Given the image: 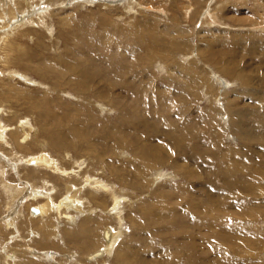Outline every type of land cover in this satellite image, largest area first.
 Segmentation results:
<instances>
[{
	"label": "rangeland",
	"instance_id": "obj_1",
	"mask_svg": "<svg viewBox=\"0 0 264 264\" xmlns=\"http://www.w3.org/2000/svg\"><path fill=\"white\" fill-rule=\"evenodd\" d=\"M34 1L35 0L30 1V4L32 5L34 3L36 4L31 7L30 4H27L28 8L34 9V7H36L37 5L39 6V4L41 5L43 3L42 5H46L49 2L48 0H36L35 2ZM50 1H51V5L53 6L46 10V15L44 16L46 17L47 15H50L52 13L49 16V20H48L50 24V29L48 31H46V27L44 26L43 23L41 24L39 19H36V21L38 20L37 23L39 22L37 25L35 24L24 25V23L22 22L20 25L17 26L21 29V31L27 29L29 33L28 35L23 32L21 33V34H25L24 36L25 39L22 38L24 39V42L20 43V46L15 54V57L21 56L22 59H26V60H24L21 64L19 62L20 65L15 64L16 65L15 66L14 64H11L12 65L11 67L15 69V71L18 72L19 75H22V77L19 78V84L9 82L8 80L0 81V87H4L7 94H9V90L14 91V93L12 92V94H9V96L0 97V98L4 97L6 99L5 101L0 99V119L2 120L1 121L2 125H4L5 127L4 129H6L5 130L6 132L3 135L7 137L6 140L10 142V144L12 145V146L10 145L11 147L8 148L0 145V164H1L0 173L2 172V176H4L3 178L0 177V179L3 181L2 183V181L0 180L1 182L0 183V264H80V263L89 264L86 261L87 256L90 255L95 249L96 250L104 249L103 247H105L104 245L106 244L105 243L106 240L104 238V234H105L104 231L107 229H109V231L111 230L112 233L116 235V239H118L119 242V243L117 242L116 245L118 247V250L126 248V250L129 251L130 253V258L131 257L134 258L133 253H135L136 251L145 254L144 249L149 248V246L152 248L154 247L156 251H161L160 253L162 255V251L164 249H167V245H168L167 244L165 246L164 243L166 237L168 238L170 235L178 232L176 228L173 229L170 227L172 220L171 217L173 216V213L167 210H170L176 204L178 205L181 199L186 198V197L182 198L183 196L179 195L180 193L183 195L184 190L177 192V190L169 188V185H174V184L179 185V183H182L183 185L184 184L183 182H185V179L183 177L175 178L176 176L173 170L175 168L172 165L167 164L162 168L158 169L161 173L160 175H162V177L163 176L165 177L163 178L164 180L162 179L160 182L157 181L159 177L155 178L154 176L155 180L156 179L157 180L155 182L153 181L152 184H150V180L153 179L152 178L150 179L148 176L144 175L146 177L145 178L146 180H144V182L145 181L146 182L142 183L141 180H139L140 182L139 184L135 182L137 188L139 189V191H135L129 185V181L127 180V178H129L128 171L123 169V167L126 166L125 163L122 162L118 164L119 169L121 171L120 174L126 177V180H124L123 183L117 181L113 177L107 178V176H105V175L110 176L109 171L107 170L109 168H105L106 170L105 169L104 170L106 174L102 175L101 169H99L100 167L98 162L95 161L96 162L95 163L93 158L90 159L85 158L79 155L77 152H75L76 150H72L70 154L73 160L78 162H84L82 165V169L83 166L85 168V165L87 166L88 164L89 165L92 164L95 171L97 169L98 171H100V173L98 174H100L99 176L103 182L105 181L110 185H113L111 187L115 188L116 191L117 189L119 190L118 191L119 195L120 196L122 195L120 197L121 198L120 201L122 202L121 203L122 205L120 204L119 209L117 208L115 211L112 210L113 207L111 206L113 205H111V200L108 197L104 196L103 192L97 195L96 198L95 195L91 196V192H89L90 190H88L89 187L86 188L87 187L86 186L85 189H83L84 192H79L78 193L79 195H77V197H74L76 203L78 204V207H81L82 209L81 214L79 213L80 214L79 217L78 218L76 217V219L78 220L76 226L71 225L69 221L63 219L62 217L64 216V214L60 215V217L59 216L57 217V215H55L56 219H54V221L51 223L46 222L48 216L38 217L39 211L37 209H39V207L42 206L47 201V199L45 198L48 197L46 190L47 187H45L46 184L48 183V185L50 186L49 188L53 189L54 192L52 193L53 196L52 199L54 200L55 203L52 201L51 202L54 204L55 207H59L61 204L60 201H63V199L67 196L64 187L65 181H63L61 178H57L58 175L55 178V175L52 170L50 171L49 174L46 175L45 174L42 175L44 169H40L39 171L41 172L32 171L33 170L32 165H30V163L28 164L27 162L25 163V161H27L30 157L34 158L35 156H39L40 152L42 151L45 154H47L48 157H50V159L52 158L53 160H58L59 165L67 164L69 160H71L72 158L68 159V157L65 156V154L63 153L64 151L59 150L60 148H53L50 146L49 142H47V139L44 138V126L45 128H48V125L46 124L45 121H49V118H45L41 114H39L36 110L33 109L32 105L38 103L40 104V106H44L46 110L50 109L55 114H57L58 112L65 111L67 115L71 114L73 118L77 119V120L75 119V125H77L79 122V127H85V125H91V123H84L86 122L87 119H89V116L92 119H94L95 122H96V118H98L100 119L99 124L93 126L91 125V127H92V131L93 129L95 130V127L96 129L99 128L98 130L100 131V136L103 134L101 131H103L104 129L106 128L109 130L111 128L114 129L113 124L116 120L117 114L115 113L117 112L112 111L111 113H109L106 111L104 112L100 111L98 107H96L95 99L89 97V94L83 96L79 95L77 98L75 97L77 93L68 87L65 88L64 90L65 93H59L58 91L51 92L52 90L45 91V89L42 88L41 86L36 87L35 83L47 84L48 86L52 85V82L46 80L36 71L41 68L42 70L49 68V70H51L54 73H58L59 71L62 72L65 70L64 72H67V75H70L69 77H72L74 75H72L71 72L66 71L70 67L77 68V66L80 67V65L81 67H87L88 65H90V67L92 66L99 68L104 65L103 63L107 65L108 62V64H110L109 65L110 69L106 70V72H109L110 70L112 71L111 65L115 64L114 61L116 60L117 63L119 62L120 59H117V57H119L118 55L121 52L122 53L125 52L123 57H126L133 49V46L134 49H136L137 51L138 49L144 51V55L142 57L139 56L140 59L142 60H147L148 59L147 54L151 53V58L157 64L155 65L152 64L150 69H144L141 67V65H138L141 67L137 70L140 73V77L133 79L132 81L133 85L132 84L130 85L134 87L138 85L140 82L144 83V85L145 84L147 85L145 89L142 88V86H136L141 89L138 90V88H135V90L136 89L137 90L133 92L134 97H136V95L139 93L140 95L138 94L136 98L140 96L142 100L145 101V102L140 101V106L143 105L144 107H146V108L139 107L142 110V112H144L143 114L142 112L139 113L140 119L145 118L144 116H146V118L147 117L155 118L156 119L155 124L158 125V129L159 131H161L162 128H165L166 130H171L174 128V123L171 122L172 119L170 121L163 120L165 115L172 116L173 119L177 120L176 129L180 132L181 137L185 139L186 145H193L192 143L194 139L195 140L197 139L198 148L196 149V153H197L196 158L194 159V162L191 163L189 161H185L187 163L186 165L190 166V168L195 170L196 174L193 173L194 177L197 174L199 176L200 175L204 176V174H211L210 178L212 177L214 178V180L211 179L209 180V182L211 183V181H213L216 188L214 192H216L215 194L219 195L220 189L222 188L223 179L222 178L219 179V177H217V172H215L216 169L215 170L206 169L203 166V164L205 163H203L198 158L200 140L206 141V139L209 138L207 134L212 133V132L209 133L204 132L206 130H211V128H207V127L204 128L206 126L205 124H208L206 122L207 119H205L203 115H201L203 118L199 117L198 112L201 111L202 114H205V112L209 113L214 107H216V109L218 108V110L221 109L224 111L226 108L227 99L238 101V99L241 100L242 96H244L243 97L244 99L241 100L242 103L241 101H239L240 102L239 107H243L244 105L250 106L252 104L251 103L252 98L251 96H249V94L246 95L244 93L242 94L241 92L242 96L238 97L235 93L231 92L235 89H239V90L242 89L243 79H240L238 77L230 79L228 76H226V74L227 73L230 74V70L235 71L238 69V72L241 73L240 75L242 74L246 76L253 75V78L248 79V82L250 84L248 83L247 84L250 86L252 85L256 86V84L258 86V84L262 80L261 78H264V49L258 48L257 45L260 42L259 43L260 46H264V0H228L230 2H228L227 0H190L189 2L188 0H106V1L50 0ZM16 2L19 4L22 2L25 3L26 1L17 0ZM125 5H131V6L126 8ZM212 8H215V10ZM188 10L189 13L187 14ZM213 11L216 15L218 14L217 19L215 16L210 17L206 14L207 12L213 14ZM204 17H207L208 21L206 20V18L204 19ZM209 18L215 19L216 22L212 20V23L210 24L209 22H211V19ZM202 22L204 23V25ZM38 26L40 27L39 29ZM12 28L14 27L12 26L8 30H11ZM124 30H125V34L127 33L130 34V37H125L130 39V42L128 44H125L126 47L128 46L127 48L117 39L119 35L118 32H122ZM3 32L6 33L5 31ZM20 32H17L15 35L14 34L12 35V33H10V35L7 36V38L13 40L18 36L19 39H21L20 36L22 35L21 34L19 35ZM107 35L108 38L105 39ZM154 40H156L157 42L159 41L158 43H160V46L165 41L168 47L170 46L169 41L173 40V42L179 45L180 51L182 49L183 50L181 53L175 52L176 54L175 53L171 54L169 52L166 53L165 51L158 53L157 48L153 47L154 45L151 42ZM143 42L146 43L145 49H141L139 47V45ZM121 44L123 46H121ZM233 46L235 47V49ZM252 46L253 47L256 46L255 49ZM128 48H130L131 50ZM115 50H118V53ZM80 51L83 53L85 52L86 54L85 53L81 54ZM2 54L4 53L0 52L1 56ZM152 55H154V57ZM162 56L165 57L162 58ZM166 56H168V58H166ZM234 56L236 58H234ZM82 58H84V61ZM238 58L240 59L242 58V60ZM74 59L75 61H73ZM29 60H31L32 62L31 61L29 62ZM74 64L77 66H75ZM179 64L181 65L182 68H178L176 70L174 69V71H171L173 69L170 68V65H179ZM67 65L68 67L66 68ZM34 66L36 67L37 70L34 68ZM117 67L118 69L120 68L119 66ZM221 67L223 69H221ZM189 69L192 70L190 71ZM194 69H196L195 72ZM135 70L136 69H133V71ZM184 70L186 71V74L187 71L189 70L190 74L192 73V75L195 76V79H197V81H199L200 83L194 82L193 84H191L189 81H187L186 78L188 77V74L186 75V77L185 74H182ZM222 70H225L226 72L224 73ZM5 71L7 70H5L3 64L0 63V77L1 74L8 75L9 71L7 72ZM150 74L152 76V79L148 78ZM25 75L29 76L28 79H30V81H33L34 83L30 82L31 84L29 86L28 85L26 86L25 85L26 83L20 80L21 78L25 79L26 78ZM172 76H174L175 79L174 81L176 82V84L166 85L164 80L167 77L170 78ZM116 77L120 78L119 75H116ZM215 77L218 78L220 77L221 79L225 80L228 84L230 83L229 87H227V83L226 84L222 83V85L216 86L219 83L218 84L216 83L218 81L217 78ZM118 78L114 79L116 80L114 81L116 85L115 86L116 93H122L125 95L123 87L120 85ZM141 78H143L144 81H142L143 79ZM204 80L205 82L203 84ZM209 81L213 82L212 86H210ZM180 82H183L184 86L181 85L182 83ZM184 83L190 86L192 92H189L190 88L188 89L187 88L188 85L186 86ZM88 85L87 88L89 89ZM148 86L150 87V89ZM164 86L165 88H163ZM201 86H203V88ZM206 86L212 87L211 93L206 91ZM163 89L164 90L168 89V90L164 92ZM141 91L143 92V94ZM144 93L146 95H144ZM157 94L159 99L157 98ZM171 94H173V96ZM217 95L219 96V98L215 97ZM145 96L147 98H145ZM83 97L84 98L88 97V98L87 100H85ZM124 97L125 96H122L119 99L124 100ZM151 97L154 98L152 99ZM209 97L210 98L214 97L212 99H215L216 103L214 101L210 103ZM111 98H113L112 95ZM45 103H47V105ZM196 105L197 107H195ZM151 108H153V111H155L153 117L150 115V113L151 114L153 113L151 112L152 111ZM93 113L95 114V116L93 115ZM215 113L217 114V111ZM71 115L70 118H72ZM222 115L224 116H221V122L224 123L225 125V123L229 122L230 115L226 114L225 112ZM193 116L196 117L194 118L195 121L192 120ZM12 117L15 118L12 119ZM9 118L12 119V121L9 120ZM21 120H24L23 122L29 121L33 128L30 131L27 129L25 130L22 129L23 131H21L19 134L20 136L22 134L28 135L27 139H24L25 141L24 144L28 146L26 150L24 148H21L20 150V148H18V146L15 145V140L13 138V135L10 137L11 131L12 130L16 131V129L19 128L18 123ZM81 123L84 124L81 125ZM75 127L78 128L77 126ZM192 128H194L196 131H193L194 129ZM219 128L221 131L224 132V134L221 135L222 138L221 142L222 144H224L225 147H229V146L239 147L243 145L241 141L239 142L238 138L235 135L230 133V131L228 132L227 127L223 129L220 126ZM230 129H232L231 126ZM20 130L21 129L19 128V131ZM84 130L85 129H83V131ZM198 131H202V133H199ZM58 134L59 136L62 137L63 131L58 132ZM188 134L189 136L187 137ZM131 135L132 138H134L136 141H137V137L140 135L139 137L142 139L141 140V144L143 143L142 145H150V144L170 145L162 138L163 136L161 135H163V133L160 132L153 135L150 134L149 137L147 135L146 130L137 129L133 132V134L131 133ZM23 136L25 137V135ZM186 137L188 139H186ZM126 140H132V139L129 136H126V139H123V141ZM41 146H44L45 148L42 149ZM13 147L14 150L12 149ZM207 147H208L207 151L209 152L211 148H209V146ZM46 149L48 151H46ZM172 150L174 149L170 148L167 150V152L168 153L170 152V154H172ZM210 161L213 162L210 163L213 165L215 164L214 162H216L214 159H211ZM199 162L202 165H200ZM73 166L74 167H71V169L69 170L70 173L77 171L75 162ZM91 166L89 167L91 168L90 172L93 171V167ZM155 174H157V171L155 172ZM49 176L51 177L49 178ZM31 177L33 178V181ZM90 177L96 178V174L94 173V171L90 173ZM53 178H55V180ZM216 180H218V183ZM45 182L47 183L45 184ZM156 182H158L159 184ZM76 183L78 184V186L76 185L75 187L80 188L81 187L80 181L77 180ZM201 184L203 185L207 184L205 177L198 180L195 183V187L193 191L203 190L202 189L203 186ZM160 185L162 186L165 185L164 186L165 189L163 188L162 190L163 192L162 196H164L166 193H170V192L174 193L172 198L168 200V203H164V202L160 204L158 203V197H159L158 192L159 193L161 192V189L159 190L158 186ZM142 187H144V189H142ZM55 191L57 192L56 194ZM120 192H122V194H120ZM226 193L230 195L229 192H225V194ZM42 194H44V196ZM41 195L42 197H39ZM219 196H221V194ZM221 198L223 199V197ZM221 198H218L216 196L215 201H217V203L219 202L218 204L222 205V207L226 209L228 208L231 209L233 207L232 205L229 204L231 203V201H233V199L229 200L230 202L225 201L223 203H220ZM243 199L246 200L245 197ZM260 199L264 201V197H261ZM253 200L255 199L253 198ZM95 202H101L100 206L98 205V207L103 208V206L101 205H104L106 206V208L107 207L108 208L107 209L104 208L103 212L97 210V208L96 210L92 211L91 209L94 207ZM226 202L229 203L227 204ZM89 204L90 205L93 204V207H90ZM161 204L165 205L167 209L160 211L162 216H160L159 218L158 216L145 217L146 214L141 212L143 209L151 208V207H155V209L156 208L158 209V207H160ZM253 204L255 205L256 203ZM262 206H264V204ZM32 208H35L34 209L35 211H32ZM157 213H159V211H157ZM102 214L106 216H103ZM232 214L233 212L231 210L219 211L218 213L219 218H222V220L225 221V224L228 225L229 228H232L231 229L232 231H235L234 227H236V225L239 224L241 220L248 218L247 215H241L238 216V219H236L235 215L233 214L234 215L233 216ZM94 216H103L106 217L107 220H105L103 223L100 222L98 224L95 221H92L88 223V225L86 224L81 226L83 221H90L91 219L94 218ZM206 216L207 215H204L203 218L199 217L197 218V220L194 219V225H196L195 223L199 219H204ZM260 216H263V211L261 212ZM89 217H93V218L90 219ZM162 217L164 219H161ZM226 217H228L227 219H229L228 223L226 222ZM165 218H168L169 220ZM233 218H235V220H233ZM213 219L216 220L212 216L211 221H213ZM250 219H254V218H250ZM158 220L160 221L158 222ZM162 220H166L167 223L166 221H162ZM134 221L135 222L137 221V223H135ZM211 221L210 224H204L206 225V227H204L201 231L195 229L194 227L193 228L195 230V234H199L200 237L202 236V238H208L213 241L217 240V242L219 243V247L221 249V251H219L218 253L220 254L222 252V256L219 255L218 256L219 258L228 259L230 262L229 264H264V217H261L260 219L261 223L258 224V228L263 232V234L258 233L255 229H251L249 227L250 226L249 224L251 223L249 219L243 221V223L245 224L248 223V227H238L241 228L243 232L242 235H248L246 236L247 240L245 239L246 241L245 243L252 244V247L254 246V248L256 249L247 247L245 250V248L240 249L239 246H237L234 251L228 250L225 252L222 251L221 247L224 242H228V241L221 238L223 237L221 236L222 232L214 228L219 227L222 230L227 228H225L223 221L220 223L222 226L219 224L218 226L215 225L216 227L213 226L214 223H212ZM161 222L163 223L161 224ZM160 225H165L166 227L163 228L162 226L160 227ZM82 227L89 228L88 230L90 232L88 233V235L87 233L84 232L80 233ZM70 230L73 231L72 234L73 237L71 239L69 238V234L72 232V231L70 232ZM92 230H94L92 234L93 236H91ZM118 235L120 238L118 237ZM97 236L99 239H97ZM249 236L250 238L248 239ZM199 238L197 239V242ZM219 238L222 239V241H218ZM91 241L95 243L93 244ZM127 241H129V243H127ZM136 243L137 245H135ZM230 243L236 245L239 244L236 242V239H234L233 241V238L230 239ZM133 246L134 247L137 246V247L134 248ZM200 246L203 247V245ZM216 251L217 250L215 249L214 253ZM237 253H240L239 259L237 257ZM149 255H151V253H149ZM161 255L159 254L157 255L160 261L161 258H159V256L161 257ZM116 258L117 255L116 253H114L108 258L106 257L103 261L99 262L98 264H117ZM152 258L154 259V257ZM209 258L210 260H212V262H214L213 261V259L215 258L214 256L208 257L207 259ZM236 258L238 259V261H235ZM50 259H53V261H51ZM220 260L218 261L217 259L218 262L217 264H223L222 260L221 261Z\"/></svg>",
	"mask_w": 264,
	"mask_h": 264
},
{
	"label": "bare ground",
	"instance_id": "obj_2",
	"mask_svg": "<svg viewBox=\"0 0 264 264\" xmlns=\"http://www.w3.org/2000/svg\"><path fill=\"white\" fill-rule=\"evenodd\" d=\"M16 1L17 0H0V33H2V34H0V52L4 53V54H2V56L0 55V63L3 64L5 70L9 71L8 75H2L1 74L0 81L8 80L9 82L19 84V78L22 77V75H19V73L16 72L15 69H13L11 67L12 66L11 64L20 65L24 60H26V59H22L21 56L15 57V54H16V51L18 50L19 46H20V43L24 42L25 34L28 35L29 33H28L27 29L21 31V29L17 26L20 25L22 22L24 23V25L25 24L37 25L39 22L37 23L38 20L36 21V19H39L41 24L43 23L44 26L46 27V31H48L50 29V24H49L48 20H49V16L52 13L50 15H47L46 17H44V16L46 15V10L51 8L53 5H51V1L48 0L49 2L46 5H42L43 4L42 3L41 5L39 4V6L37 5L36 7H34V9H32V8H28V5H27V4H30V1H32V0H25L26 1L25 3L22 2L19 4ZM104 1H106V0H104ZM189 1L190 0H188V2ZM43 2H45V1H43ZM228 2H230V1H228ZM35 4L36 3H34L33 5H35ZM131 4H133V3H131ZM212 4H214V3H212ZM33 5L30 4V7ZM125 6H126V8H128L131 5H125ZM212 9L215 10V8H212ZM150 10H152V9H150ZM188 13H189V10H188L187 14ZM206 14L210 17L215 16L216 19L218 17V14L216 15L214 13V11H213V14H210L209 12H207ZM206 14H205V16H206ZM205 18L208 21L207 17H204V19ZM209 19H211V22H209L210 24L212 23V20L214 22H216V20L213 18H209ZM203 25H204V23H203ZM12 26L14 28H12L11 30H8ZM39 26H41V25H39ZM39 26H38V29L40 28ZM114 27H115V25H114ZM16 28H19V29H16ZM40 30H42V29H40ZM3 31H5L6 33H4ZM17 32H20L19 35L22 32L25 34H21L22 35V36H20L21 39H19L18 36L16 38H14L13 40H10L9 38H7V36H9L10 33H12V35L13 34L15 35ZM118 33H119V35L117 37L118 41H120L124 45L128 44L130 42L129 38H125V37H130V34H128V33L125 34V30L122 32H118ZM22 38H24V39H22ZM107 38H108V35L105 37V39H107ZM156 40L151 41V42L154 45L153 47L157 48L158 53L165 51L166 53L169 52L171 54H174L175 52L181 53L183 50L182 49L180 51L179 45H177V43L173 42V40L169 41V45H170L169 47L166 45L164 40H163L164 43L161 44V46H160V43H158L159 41L157 42ZM188 41H190V40H188ZM251 41H252V39H251ZM143 43H145V42H143ZM143 43H141L139 45V47L141 49H145V47H146V43L145 44H143ZM251 43H253V42H251ZM255 43H257V42H255ZM259 43L257 44L258 48L264 49V46H260ZM122 44H121V46H123ZM125 47H126V45H125ZM255 47H253V48L255 49ZM128 49H130V48H128ZM234 49H235V47H234ZM244 49H245V47H244ZM76 50H78V49H76ZM118 50H119V48H118ZM118 50H115V51L118 53ZM235 52H237V51H235ZM80 53L82 54L83 52L80 51ZM231 53H232V51H231ZM250 53H252V52H250ZM124 54H125V52H123V53L121 52L118 55L119 57H117V59H120L119 62L117 63L115 60L114 61L115 64L111 65L112 71L110 70L109 72H106V70L110 69V66H109L110 64H108V62H107L108 66L102 62L104 65L99 67V68L98 67H92V66L90 67V65H88L87 67H81V65H80V67H79V66L74 64L75 66H77V68L76 67H70L71 69L69 68L66 70L68 72H71L72 75H74L72 77H69L70 75H67V72H64L65 70L62 72L59 71L58 73H54L51 70H49V68L43 69V70L41 68V69L37 70L36 67L34 66V68L37 70L36 72L39 75L44 77L46 80H49L50 82H52L51 86H48L47 84H42V83L41 84L35 83L36 87L41 86L42 88L45 89V91L46 90H52L51 92L58 91L59 93H65L64 90H65V88L68 87L77 93V95L75 94L76 95L75 97H77V98L79 95L83 96V95L89 94V97H92L95 99L96 107H98V109L100 111H102V112L106 111L109 113H111L112 111L117 112V113H115L117 115H116V120L113 124L114 129L111 128L109 130L106 128L103 131H101L103 134L100 136V131L98 130L99 128L96 129V127H95V130L93 129V131H92V127H91V125L93 126V125L99 124L100 119H98L96 117H95L96 118V122H95L94 119H92L89 116V119H87L86 122H84V123H91V125H85V127H79V122L77 125H75V119L76 118H73V116L71 114L70 115L72 118H70V115H67L65 111L64 112H58L57 114H55L50 109L46 110L44 106H40V104H38V103L34 104V105H32L34 110H36L43 117L49 118V121H45L46 124L48 125V128H45V126H44V138L47 139V142H49L51 147L60 148L59 150L64 151L63 153L65 154V156L68 157V159L72 158V156L70 154V152L72 150H76L75 152H77L79 155H81L85 158H88V159L93 158L94 162L95 161L98 162L99 167H100L99 169H101L102 175L106 174L105 168H109L107 170L109 171L110 176H108V175H105V176H107V178L113 177L117 181L123 182V183H124V180H126V177L123 176L122 174H120L121 171L119 169L118 164L122 163V162L125 163L126 166H124L123 169L128 171V173H129L128 177L129 178H127V180L129 181V185L135 191H139V189L136 186V183H138V184L140 183L139 180H141L142 183L146 182V181L144 182V180H146L145 179L146 177L144 175L148 176L150 179L151 178L153 179V180L149 179L150 184H152L153 181L155 182L157 180V179L155 180V178H157V177H159V179H160V180L158 179L157 181L160 182L165 177L164 176L162 177V175H160L161 173L158 169L162 168L163 166H165L167 164L172 165L175 168V169H173L175 172V176H176L175 178L183 177L185 179V182H183L184 183L183 185H182V183H179V185L178 184L169 185V188L177 190V192L184 190L183 195L181 193L179 195L183 196L182 198H185V197L186 198L181 199L178 205L173 204L174 206L170 210H167L169 212H172L173 213L172 217H174V218L171 217L172 220H171L170 227L173 229L176 228L178 230V232L170 235L168 238L166 237V239L164 240V243H165V246L167 244L168 245H167V249H164L162 251V255L160 253L161 251H156V249L154 247L152 248L149 246V248L144 249L145 254L136 251L135 253H133L134 258H132V257L130 258V253H129V251L126 250V248L118 250V247L116 246L117 242H118V239H116V235L114 233H112L111 230L109 231V229H107L104 231V233H105L104 238L106 240L105 241L106 244L104 245L105 247H103L104 249H97V250L95 249L90 255L87 256L86 261L89 264H98L99 262L103 261L106 257L108 258L112 254L116 253L117 264H217L218 263L217 259H218V261L221 259L218 256L219 255L222 256V252L220 254L218 253L219 251H221V249L219 247V243L217 242V240L213 241V240H210L208 238H202V236L200 237L199 234H195L194 228L201 231L204 227H206V225H204V224H210L212 216L216 219V220L213 219V221H211L212 223H214L213 226H215V225L218 226L223 221L222 218H219V215H218L219 211L231 210L233 212V214L235 215L236 219H238V216L247 215V218L251 222L249 224L250 225L249 227L251 229H255L258 233L263 234V232L258 228V224L261 223V221H260L261 217H264V206H262L264 204V201L260 199L261 197H264V78H261L262 80L259 83L260 85L258 84V86H257V84H256V86H253L251 84L252 86H250V85H248V84H250L248 82V79L253 78V75H247V76L243 75V74L240 75L241 73L238 72V69L235 71L230 70V74L229 73L226 74V76H228L230 79L237 78V77L240 79H243L242 89L241 90L235 89L231 92L235 93L238 97L239 96L241 97L243 93L246 95L249 94V96H251V98H252L251 99L252 104L250 106L244 105L243 107H239V104H240L239 101L244 99L243 98L244 96H242L241 100L238 99V101L227 99L228 102L226 100L227 104H226V108L224 111L221 109L218 110V108L216 109V107H214L215 109L213 108L211 110V112L208 111L209 113L205 112V114H202L201 111L198 112L199 117L203 118L201 116V115H203L205 117V119H207L206 122L208 124H205L206 126L204 128H206V127L211 128V130H206L204 132L205 133L212 132L210 134H207L209 136V138L206 139V141L200 140L198 158L203 163H205V164H203V166L206 169H210V170L216 169L215 172H217V177H219V179L220 178L223 179L222 188L220 189L221 196H219L220 194L218 195V194H215L216 192H214L216 188H215V184L213 183V181H211V183L209 182V180H211V179L214 180V178H212V177L210 178L211 174H204V176H202V175L199 176L197 174L194 177L193 173L196 174L195 170L190 168V166L186 165L187 163L185 161H189L191 163V162H194V159L196 158V155H197L196 149L198 148L197 147V145H198L197 139L195 140L193 138L194 139V141L192 143L193 145H186L185 139L183 137H181L180 132L176 129L177 120L173 119L172 116L165 115L163 120L170 121L172 119L171 122L174 123V128L171 130H166L165 128H162L161 131H159L158 125L155 124V120H156L155 118H151V117L146 118V116H144L145 118L140 119L139 113L142 112V110L140 108H146V107H144L142 104L141 105L143 107L140 106V101H144V100H142V98L140 96H139L140 98L139 97L136 98L137 95L139 94L138 92H137L138 94L136 93L137 94L136 97H134L133 92L137 90V89L135 90V88H138V90L141 89V88L136 87V86H142V88L145 89L147 85L146 84L144 85V83H142V82H140V83L137 82L139 84L134 86V87H132L130 85L132 84L133 79L140 77V73L137 71L139 68L142 67L144 69H150L152 64H154V65L157 64L151 58V53L147 54V58H148L147 60H142V59H140L139 56L142 57L144 55V51L139 50V49L137 51L136 49H134V46H133V49L130 51V53L126 57H123ZM233 54H235V53H233ZM37 55H39V54H37ZM243 55H245V54H243ZM152 56L154 57V55H152ZM164 57L165 56H162V58H164ZM220 57H222V56H220ZM166 58H168V56H166ZM234 58H236V57L234 56ZM63 59H65V58H63ZM82 59L84 61V58H82ZM238 59H240V58H238ZM91 60H92V58H91ZM240 60H242V58ZM30 61L31 60H29V62ZM73 61H75V59ZM19 62H20V64H19ZM86 62H87V60H86ZM141 62H143V63H141ZM209 63H211V62H209ZM27 64H29V63H27ZM64 64H65V62H64ZM76 64H78V63H76ZM217 64H219V63H217ZM33 65H36V64H33ZM138 65H141V67ZM117 66H119L120 68L118 69ZM67 67H68V65L66 66V68ZM170 68L173 69L171 71H174V69L176 70V69L182 68V67L179 64V65H170ZM133 69H136V70L133 71ZM221 69H223V68L221 67ZM189 70L191 71L192 69H189ZM189 70L187 71L188 77L186 78V80L189 81L191 84H193L194 82H199V81H197V79H195V76H193L192 73L190 74ZM195 70L196 69H194V72H195ZM7 71H5V72H7ZM181 71H182V69H181ZM184 71L182 72V74H185V77H186L187 74H186V71L185 72ZM222 71L224 73L226 72L225 70H222ZM116 75H119L120 78L116 77ZM258 76H256V77H258ZM205 77H203V78H205ZM256 77H254V78H256ZM26 78L25 79L21 78L20 80L24 81L26 83L25 84L26 86L27 85L29 86L33 81H30V79H28L29 76H26ZM117 78H118V81L120 82V85L123 87L125 95L122 93H116V87H115L116 85L114 82L116 80H114V79H117ZM148 78L152 79L151 74L149 75ZM215 78H217V81H218V82H216V81L215 82L217 84L219 83L216 86L222 85V83H224V84L227 83L225 80L221 79L220 77L219 78L215 77ZM141 79H143V78H141ZM144 79H145V77H144ZM144 79L142 81H144ZM174 80H175L174 76H172L170 78L167 77L164 80V82L166 83V85L167 84L173 85V84H176V82ZM204 82H205V80L203 81V84H204ZM180 83H182L181 85H183V82H180ZM209 84H210V86H212L213 82L209 81ZM229 84L227 83V87H229ZM87 85L89 86V89L87 88ZM210 86H206V91L211 93L212 87H210ZM156 87H158V86H156ZM201 87L203 88V86H201ZM163 88H165V86ZM187 88L189 89L190 86L188 85ZM149 89H150V87H149ZM167 90H164V92H166ZM215 91H217V90H215ZM12 92L14 93V91L9 90V94H12ZM145 92H147V91H145ZM160 92H161V89H160ZM181 92H179V93H181ZM189 92H192L191 88H190ZM241 92H242V94H241ZM153 93H152V95H153ZM9 94L6 93V90L4 89V87H0V97H2V96L6 97V96H9ZM142 94H143V92H142ZM111 95L113 96V98H111ZM144 95H146V94L144 93ZM171 95L173 96V94H171ZM122 96H125L124 100L119 99ZM175 96H176V94H175ZM215 97L219 98L218 95ZM228 97H230V96H228ZM87 98L85 97L84 99L87 100ZM145 98H147V97L145 96ZM145 98H143V99H145ZM151 98L153 99L154 97H151ZM157 98H158V94H157ZM187 98H189V97H187ZM212 98H214V97H211L209 99V102L212 103V101H214L216 103V100L212 99ZM0 99H2L4 101L6 100L4 97L0 98ZM241 103H242V101H241ZM45 104L47 105V103H45ZM195 107H197V105ZM151 109H152L151 112H153V113L152 114L150 113V115L153 117L154 116L153 114L155 111H153V108H151ZM143 111H144V109H143ZM216 111H217V114L215 113ZM224 112L226 114L230 115L229 116V122L225 123V125H224V123L221 122V116H224V115H222V114H224ZM143 113L144 112H142V114ZM220 114H221V116H220ZM93 115L95 116L94 113H93ZM14 118L12 117V119H14ZM194 118H196V117L193 116L192 120H194ZM12 119L9 118V120H11V121H12ZM1 121L2 120L0 119V145L8 148V147H11L12 145L10 144V142H8L6 140L7 137H5L3 135V134H5L6 129H4L5 127H4V125H2ZM23 121L24 120H21L18 123V125H19L18 127L21 129L20 131H19V128H17L18 130L16 129V131L12 130L13 132L10 130L11 131L10 137L13 135V138L15 140V145H17L18 148H20V150H21V148H24L25 150L28 148V146H26L24 144L25 143L24 139H27L28 135L22 134L20 136L19 135L20 132L25 130V129H27L29 131L31 129H33L29 121H27V122H23ZM84 123H81V125ZM203 124H204V122H203ZM199 125H201V124H199ZM217 125L219 127L221 126L223 129H225V127H227L228 132L230 131V133L235 135L238 138L239 142L241 141L243 145H241L239 147H235V146L225 147L224 144H222V142H221V139H222L221 135H223L224 132L221 131ZM75 126H77L78 128H76ZM230 126L232 129H230ZM83 129H85V130L83 131ZM137 129L146 130L148 136L150 134L153 135V134H156L158 132L163 133V135H161V136H163L162 138L166 142H168L170 145H152V144L142 145L143 143L141 144L142 139L139 137L140 135L137 137V141L134 138H132V135H131V133L133 134V132ZM192 129H194V128H192ZM61 131H63L62 137L59 136V134H58V132H61ZM193 131H196V130L194 129ZM198 132L202 133V131H198ZM23 135H25V137ZM126 136H129L132 140L123 141V139H126ZM188 136H189V134L187 135V137ZM187 137H186V139H188ZM196 138H197V136H196ZM232 139H233V137H232ZM94 140L97 142H95ZM148 141H149V139H148ZM207 146H209V148H211V150L212 149L213 150L212 151L209 150V152H208ZM41 148L44 149L45 147L41 146ZM170 148L174 149V150H172V154H170V152L169 153L167 152V150ZM12 149L14 150V147ZM46 151H48V150L46 149ZM107 156H109V157H107ZM211 159H214L216 161V162H214L215 163L214 165L210 164V163H213L210 161ZM82 161H84V160H82ZM8 162H10V161H8ZM26 162L28 164L30 163V165H32V167H33L32 171L41 172L39 170L44 169L46 171L43 170L42 175H44V174L46 175V174H49L50 171L52 170L54 175H55V178L58 175L59 177L57 176V178H61L63 181H65L64 187H65V192H66L67 196L63 199V201H60L61 204L59 207H55L54 204L52 203V202H54V200L52 199V197H53L52 193H54V192H53V189L49 188L50 186L48 185V183L45 182V184L47 183L45 186V187H47L46 190H47V194H48V197L45 198V199H47V201L42 206H40L39 209H37V210L39 211L38 217H40V216L41 217H47L48 216V219L46 221L47 223L53 222L54 219H56L55 215H57V217L58 216L60 217V215L64 214V216L62 218L69 221L71 223V225L76 226L77 221H78L76 219V217L77 218L79 217L82 209H81V207H78V204L76 203L74 197H77V195H79L78 194L79 192H84L83 189H85L86 186H87L86 188L89 187L88 190H90L89 192H91V196L95 195L96 198H97V195H99L100 193L103 192L104 196L108 197L111 200V205H113L111 207H113L112 210H114V211L117 208L119 209L120 204L122 203L120 201L121 200L120 197L122 195L121 196L119 195V192H118L119 190L117 189V191H116L115 188L111 187L113 185H110L109 183H107L105 181H104L105 182L104 183L99 176L100 174H98V173H100V171H98V169L95 171L92 164H91L92 166L89 164L87 166L85 165V168L83 166V169H82V165L84 162L74 161L72 158L71 160H69V162L67 161L68 162L67 164L59 165L58 160H53L52 158L50 159V157H48V155L45 154L43 151L40 152L39 156H35L34 158L30 157L27 161H25V163ZM74 162L76 163L77 171L70 173L69 170L71 169V167H74L73 166ZM25 163H24V165H25ZM199 164L202 165L200 162H199ZM90 166L93 167V171L96 174V178L90 177V173L93 172V171L90 172V170H91V168H89ZM73 170H75V169H73ZM156 171H157V174H155ZM226 172H228V173H226ZM37 174H35V175H37ZM0 175H1L0 177H2V178L4 177V176H2V172L0 173ZM154 176H155V178H154ZM50 177L51 176H49V178ZM204 177H205L207 184L206 185L201 184L203 186V188H202L203 190L193 191L194 187H195V183ZM36 178H37V176H36ZM44 178H45V176H44ZM55 178H53V179L55 180ZM46 180H48V179H46ZM77 180L80 181V184H81L80 188L75 187L76 185L78 186V184L76 183ZM165 180H167V179H165ZM32 181H33V178H32ZM50 181H51V179H50ZM216 181L218 183V180H216ZM158 182H156V183H158ZM201 182H203V181H201ZM2 183H3V181H2ZM171 184H173V183H171ZM142 185H144V184H142ZM198 185H200V184H198ZM164 186L165 185L158 186L159 190L161 189V192L160 193L158 192V195H159L158 203L159 204L162 202L168 203V200L171 199L173 194H174L173 192H170V193H166L164 196H162V193H163L162 190H163ZM142 189H144V187H142ZM77 190H78V192H77ZM192 192H193V195L195 197H197L198 199L192 195ZM225 192H229L230 195H228L227 193L225 194ZM56 193L57 192L55 191V194ZM120 194H122V192H120ZM42 195L44 196V194H42ZM42 195L39 197H42ZM84 196H86V195H84ZM216 196L218 198L223 197V199L221 198L220 203H223L225 201H229V200L233 199V201H231V203H229L230 201L226 202L227 204L229 203L233 207L231 209L230 208L226 209V208L222 207V205L218 204L219 202L217 203V201H215ZM244 197L246 198V200L243 199ZM253 198L255 200H253ZM87 199H89V198H87ZM123 201H124V199H123ZM77 202H79V201H77ZM100 203L101 202H95V204L93 203L94 207H93V204H91V205L89 204L90 207H93L91 210L93 211V210H96V208H97V210L103 212L104 208H106V206L101 205V206H103V208L98 207V205L100 206ZM253 203H256V204L254 205ZM241 205H242V207H241ZM80 206H81V204H80ZM164 209H167V208L165 207V205L161 204L160 207H158V209L157 208L155 209V207H151V208L143 209L141 212L146 214L145 217H148V216H156L157 217L158 216V218H159L160 216H162L160 211L161 210L163 211ZM154 210H155V212H154ZM157 211H159V213H157ZM262 211H263V216H260ZM172 213H171V215H172ZM204 215H207V216L204 219H199L195 223L196 225H194V219L197 220V218H199V217L203 218ZM103 216H106V215H103ZM103 216H94V218L89 217L90 219L91 218H93V219H91L90 221H83L81 226L86 225V224L88 225V223H90L92 221H95L97 224L100 222L103 223L105 220H107L106 217H103ZM156 217H154V218H156ZM133 218H136V217H133ZM227 218L228 217H226V222L228 223L229 219H227ZM235 218H233V220H235ZM250 218H254V219H250ZM137 219H138V217H137ZM161 219H164V218L162 217ZM165 219H168V218H165ZM248 219H243V220H241V222L238 221L239 224H237L236 227H234L235 231H232L231 230L232 228H229L228 225L225 224V221H223V222H224L225 228H227V229L222 230L221 228L215 226L216 228H214V229L222 232L221 236H223V237H221V236L220 237L223 238L224 240L228 241V242H224L222 244V247H221L222 251H224V252L228 251V250L234 251L237 246H239L240 249L245 248V250L247 247L254 248V246L252 247V244L245 243L246 242L245 239L247 240L246 236H248V235H242L243 232H242L241 228H238V227H248V223L247 224L243 223L244 220H248ZM134 220H136V219H134ZM137 221L136 222L134 221V222L137 223ZM159 221L160 220H158V222ZM162 221H166V220H162ZM162 223L163 222H161V224ZM166 223H167V221H166ZM161 226L163 228L166 227L165 225H160V227ZM88 229L89 228H87V227H82L81 230L80 229L79 230H80V233L84 232V233H87V235H88V233L90 232ZM173 229H170V230H173ZM188 229H190L191 232ZM71 231L72 230H70V232ZM93 232H94V230L91 231V236H93L92 235ZM210 233H211V231H210ZM72 234H73V231L69 234L70 239L73 237ZM118 237H119V235H118ZM77 238H79V237H77ZM121 238H122V236H121ZM198 238H199V240L197 242ZM231 238H233V241H234V239H236V242L239 244L236 245V244L230 243ZM249 238H250V236L248 237V239ZM251 238H252V235H251ZM97 239H99L98 236H97ZM218 241H222V239L219 238ZM211 242H212V244H211ZM92 243L94 244L95 242H92ZM127 243H129V241H127ZM214 244H215V246H214ZM135 245H137V243ZM200 245H203V247ZM136 247H134V248H136ZM215 249L217 251L214 253ZM254 249H256V248H254ZM138 250H139V247H138ZM149 253H151V255H149ZM158 254L161 255V257L159 256V258H161V261L157 257ZM239 254L240 253H237L238 259L240 257ZM151 256L154 257V259ZM212 256L215 257L213 259L214 262H212V260H210V258L207 259L208 257H212ZM135 257H136V259H135ZM48 258H50V257H48ZM118 258H119V260H118ZM53 259H50V260L53 261ZM238 259L236 258L235 261H238ZM221 260H222L223 264H229L230 263L228 259H221Z\"/></svg>",
	"mask_w": 264,
	"mask_h": 264
},
{
	"label": "water",
	"instance_id": "obj_3",
	"mask_svg": "<svg viewBox=\"0 0 264 264\" xmlns=\"http://www.w3.org/2000/svg\"><path fill=\"white\" fill-rule=\"evenodd\" d=\"M34 209H35V208H32V211H35ZM36 212H37V210H36Z\"/></svg>",
	"mask_w": 264,
	"mask_h": 264
}]
</instances>
